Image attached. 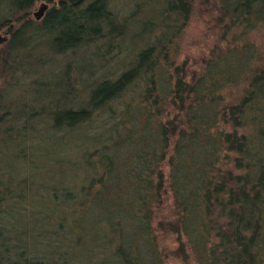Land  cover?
<instances>
[{
    "label": "trees",
    "instance_id": "obj_1",
    "mask_svg": "<svg viewBox=\"0 0 264 264\" xmlns=\"http://www.w3.org/2000/svg\"><path fill=\"white\" fill-rule=\"evenodd\" d=\"M40 2L49 8L35 19ZM110 3L0 0L6 36L0 38V151L7 144L15 149L12 163L0 169V228H15V239L27 243L58 232L65 239L52 238L39 257L31 247L27 257L13 244L0 245V264H73L88 235L82 218L89 217L107 234L91 238L89 251L101 255L96 264H162L158 234L177 237L184 264H264V48L248 42L264 30V0H212L209 7L207 0H133L139 18L130 22L137 30L116 71L101 66L92 83L88 76L79 81L86 83L81 89L64 72L40 77L36 90L54 100L18 112L6 104L9 82L25 72L24 64L37 70L41 46L65 56L106 39L120 51L128 25L109 11ZM150 6L154 13L146 16ZM198 7L211 13L215 41L200 71L189 75L174 57ZM29 58L37 60L34 67ZM233 89L238 95H230ZM45 129L59 141L73 133L81 140L65 153L68 160L48 161L73 176L56 187L34 185L47 191L53 214L29 204L26 220L35 226L25 230L28 172L38 169L31 145ZM17 168L24 171L13 174Z\"/></svg>",
    "mask_w": 264,
    "mask_h": 264
},
{
    "label": "rangeland",
    "instance_id": "obj_2",
    "mask_svg": "<svg viewBox=\"0 0 264 264\" xmlns=\"http://www.w3.org/2000/svg\"><path fill=\"white\" fill-rule=\"evenodd\" d=\"M212 0H207L206 7H209L211 5ZM133 0H111L109 11L115 14L118 18L126 19L127 21V31H125V35L123 38L122 47L120 48V51L116 50L114 48L113 44H110L108 47L105 40L98 41L96 46L99 47L100 51H98L97 55L92 54L94 53V50L96 48H83L80 51L76 52L75 54H68L65 56H54L50 54V52L47 51V49L43 46L39 47L38 50H35V54L39 52V65L36 66L37 70H33L32 68H28L25 64L23 70L25 71L23 74L19 71L17 73L16 78L9 82L10 88H13V90H10L7 95L5 102L6 104H9L13 111L18 112L22 108L24 104H43L49 102L51 99H55L54 95L46 96L44 94L43 90H36V86L38 85L37 82H35L36 79L40 77H46V76H56L58 77L63 76L71 80L75 83V87L77 89H81L82 86H84L86 83L84 82L83 85H80V80H85L89 77V82L92 83L97 77H99L101 73V66H105L108 68L109 72L112 73L116 71L120 65V63L123 61L124 56L128 53V51L131 49V37L130 34L132 32H136V26L134 24H131V20L138 19L139 15L135 13V6L132 3ZM142 5V4H141ZM145 10V5H142ZM45 9L49 8L48 5L45 2L38 3L35 8L33 9V13L38 12L40 8ZM155 7L150 6L146 9L145 13L146 16H150L153 12ZM43 11V10H42ZM206 11V12H205ZM136 14V15H135ZM141 16V12H140ZM211 13H207V9L203 8H195L193 9L192 13L189 16L188 22L185 26V28L182 30L180 37L178 38V41L176 43V55L174 57L175 63L180 64L182 62L186 63L188 66V72L192 74H197L200 71V66L202 64L203 59H205L209 55V50L211 49V46L213 42L215 41V35L214 30L211 29ZM42 18V13L39 19ZM129 23V24H128ZM6 36L0 32V38H5ZM249 41L253 43L257 48L261 49L264 48V30L260 31H254L252 32L249 37ZM115 43V42H114ZM102 44V45H101ZM104 44V45H103ZM100 53L104 55V59L100 57ZM87 58V59H86ZM101 58V59H100ZM34 59V58H33ZM32 58L28 59V64H32L33 61ZM37 62V60H36ZM34 63L36 65L37 63ZM42 67V68H41ZM83 67H87L88 70L86 71ZM32 69V70H31ZM33 71V72H32ZM36 72V73H34ZM43 75V76H42ZM48 79V78H47ZM39 81V80H38ZM87 81V80H86ZM13 86V87H12ZM34 88V90H33ZM240 89H233L230 91L231 96L238 95L237 93L240 92ZM20 93L23 94L24 98H22ZM52 100V101H53ZM39 142H33L32 147V154L37 157L36 163L38 164L37 170H29L28 175H30L31 182H33V186L31 189V192L29 194L28 200H31L32 203L25 202L24 204V210L22 211L23 214H26L29 211V204L34 205L37 207H42L44 213L53 214L52 210V202L49 198V195L47 191L38 189L34 185L37 183L42 182V184H46L50 187H56L58 183L66 184L69 182L70 177L73 176L72 173L67 169L60 170L57 167H54L50 163H48L49 160L52 158L57 157H63L66 160H68L71 156H64L65 153H67V150L72 147V145L79 146V142L77 140H81L80 137H78V133H73L64 141H59V139L54 138V134L51 133L48 130H42L39 133ZM75 140V141H74ZM81 145V144H80ZM77 146V147H78ZM14 145L7 144L4 146L3 150L1 149L0 154V169H4L8 164L12 163V155L14 153ZM35 150H40L39 153H36ZM24 171V169L21 170V168H17V172H13V174L19 175ZM167 172L166 167L163 166L162 173L165 175ZM1 198V195H0ZM1 201V200H0ZM6 203L12 202L9 199L4 200ZM170 203V199L168 200L167 204ZM3 205V204H2ZM28 206V207H27ZM3 208V206L1 207ZM39 209V208H37ZM20 211V212H21ZM26 217H24V220H26ZM35 220V219H34ZM15 221L17 224H21L23 222V218L20 216H15ZM35 222V221H34ZM55 221L51 223V226L47 227L49 231L54 232L55 229ZM155 222V221H154ZM153 222V225H154ZM12 224H14V221H11ZM82 223L84 228L86 229V232L88 235H84L79 240V247L81 248V254L77 255L73 261V264H77V260L80 262L83 259L87 262V264H96L99 258V255L97 251H89L92 250L91 246V238L93 236H99L102 238V236L107 237V234H104L102 232V227L94 222L93 218H86L84 220L82 218ZM32 226H35L31 221L26 220L25 222V230H30ZM25 230H23L25 232ZM8 232V233H7ZM7 232L5 229L0 228V245H5L6 243L10 246L13 244L16 252H23L25 253V256L30 257L28 253L31 251H34V255L36 257H39L38 254L43 252L46 248V243H52L55 240H60L62 242L65 241L64 236L62 237L63 232H58L56 237L53 236H37V231H34L36 235V240L39 242L38 245H36V240H32L31 243H27V241H20L19 239H15L16 231L15 228H7ZM104 234V235H103ZM53 235V233H52ZM60 238H59V236ZM4 238V241L2 239ZM10 243H8V242ZM157 241H158V247L160 250V258L162 261V264H184L182 261V258L176 254L178 243H177V237L172 234L168 235H157ZM34 243V244H33ZM30 245V246H29ZM54 245V244H53ZM61 245V244H60ZM45 246V247H44ZM31 247V248H29ZM53 249H55V245L51 246ZM2 248V247H0ZM32 249L31 251L29 249ZM35 249V250H33ZM32 254V252H31ZM51 254L47 255L46 258L50 257ZM107 257V256H105ZM104 257V258H105ZM110 257V256H109ZM79 258V259H78ZM81 261V262H82ZM54 262V260H53ZM52 262V263H53ZM189 264H193L192 260L189 259Z\"/></svg>",
    "mask_w": 264,
    "mask_h": 264
},
{
    "label": "water",
    "instance_id": "obj_3",
    "mask_svg": "<svg viewBox=\"0 0 264 264\" xmlns=\"http://www.w3.org/2000/svg\"><path fill=\"white\" fill-rule=\"evenodd\" d=\"M42 10H43V7L40 8V9L38 10V12L33 13V17H34L35 19H39V17L41 16Z\"/></svg>",
    "mask_w": 264,
    "mask_h": 264
}]
</instances>
